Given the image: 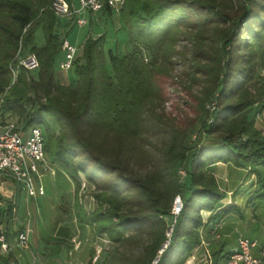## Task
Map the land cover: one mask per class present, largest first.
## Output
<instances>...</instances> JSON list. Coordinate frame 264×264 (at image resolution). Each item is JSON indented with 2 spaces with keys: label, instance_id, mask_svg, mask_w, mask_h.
I'll list each match as a JSON object with an SVG mask.
<instances>
[{
  "label": "trees",
  "instance_id": "obj_1",
  "mask_svg": "<svg viewBox=\"0 0 264 264\" xmlns=\"http://www.w3.org/2000/svg\"><path fill=\"white\" fill-rule=\"evenodd\" d=\"M51 3L0 0V93L6 94L5 112L24 116L21 125L42 127L47 155L73 179L76 195L80 174L99 190V207L87 213L77 201L75 216L80 228L89 227L112 243L104 264H153L167 241L158 264H185L201 243V212L217 211L226 197L207 167L223 162L249 168L264 188L258 170L264 167V139L246 110L255 102L264 105V87L257 98L247 88L256 55H264V0H125L120 18L133 51L106 52L104 35L88 37L84 64L76 57L69 83L58 78L53 66L67 36L60 38L55 30L60 18ZM35 20L45 35L42 46L34 45V33L28 34ZM185 26L199 30L198 39L211 28L206 41H199L189 74L202 76L203 82L194 96L196 125L202 122L208 136L217 137L193 153L187 145L192 129H181L166 113L157 80L168 73L176 33ZM24 38L26 47L31 46L26 54L35 53L40 67L36 76L20 67L13 82L10 64ZM144 50L151 55L148 61ZM43 115L55 127L46 124ZM185 169L190 172L183 185L180 171ZM178 195L183 208L175 215L171 211ZM258 199L264 200V192ZM170 215L175 222L169 238L164 217ZM221 216L217 211L215 217ZM146 234L149 241L137 244ZM0 264L20 263L12 253L0 251Z\"/></svg>",
  "mask_w": 264,
  "mask_h": 264
},
{
  "label": "rangeland",
  "instance_id": "obj_2",
  "mask_svg": "<svg viewBox=\"0 0 264 264\" xmlns=\"http://www.w3.org/2000/svg\"><path fill=\"white\" fill-rule=\"evenodd\" d=\"M76 1L77 0H72V3ZM221 1L226 2L227 0ZM76 6H78V4H76ZM80 17L86 19L87 21L84 26L75 25L74 20L60 18L58 19V25L55 29L56 32L60 35V38L67 36V38L79 48L77 57L80 64H84V60L82 59L83 46L88 37L98 38L99 36L104 35V37H106L104 47L106 52L110 48L114 50L118 48L120 54H126L133 51L134 47L128 42L126 31L120 18V11H114L112 13H85L80 15ZM1 18L2 15H0V22ZM219 25L221 27L223 26L220 23ZM210 30L211 28H205V30L202 31V35L206 37V35L211 32ZM31 32L34 33V45L42 46L45 43V35L42 27L38 24V20H35L32 26L28 29V34ZM199 33V30L192 29V27L189 28L185 26L178 29L175 36L176 40L173 44L174 49L172 51L171 64L168 67V73L157 77L158 84L162 89L166 113L170 117L175 119L177 126L181 129H192L191 136L187 140V145L188 147H190L191 153L194 152L195 148L200 147L211 139L215 140L217 137L208 136V133L206 132L207 128H204L202 122L196 125L197 111L195 109V106L197 105V100L194 96L195 94H198V92L203 87V82L201 79L202 76L198 75L196 77H193L191 74H189V71L190 66L195 61L194 57L196 55V50L198 49L197 46L199 44V41H206V39L202 37L201 34L199 35V39L197 38ZM25 39L26 38H24L23 41L20 42V57H18V59H15L19 52L18 50L14 57V61L10 64V67L14 66L15 69V72L11 70L13 75V82L16 80L20 68L18 67V65H13V63L15 61L18 62L20 58L26 56L27 50H29L31 47L30 45L26 47ZM143 56L145 58V61L151 59V55L148 53V51L144 50ZM63 59L64 52H60L59 55H57V57L55 58L53 66L58 78L63 83H69L74 78V72L72 70L64 71L60 68V62ZM254 63V76L253 79L247 84V88L251 92L252 96L257 98L259 91L264 87V55L262 56L260 53H258L254 59ZM29 73L36 76L37 71L33 70L29 71ZM185 85L190 87L192 92L189 93L185 89ZM211 109L213 110V108ZM246 110L248 112V118L254 123L255 127L260 130L261 135L264 139V105L261 102H255L254 104L249 105ZM7 115L8 119L17 123H22V120L24 118V116L16 113ZM43 118L46 124L55 127L53 121L48 115H43ZM48 158L50 159L51 157L48 156ZM221 163L220 167L222 169L220 168V170H222V172H224L229 177L230 185L231 183L236 184L241 180L244 183L239 187V191H236L234 195H229L221 188L219 184L221 190L226 193V197H233V201L231 200V202H233L232 204H235L238 201L236 205L238 204L237 206L240 205L241 207L245 202L248 203L253 200L255 201L256 196L254 195L258 192H261V189H263L260 185V179L258 178L257 174L249 168L245 169L240 167H232V169L222 165ZM145 164L146 161H143L141 163V165L143 166H145ZM229 164H231L230 167L235 166L232 163ZM211 166L207 167L208 171L211 169ZM188 169L180 171L183 185H185V182H187L189 179L188 173L190 171ZM258 170L261 177L264 178V167H258ZM0 178L5 179V177ZM7 179L9 180L10 178ZM10 181L12 180L10 179ZM80 181L82 183L81 189L78 195H76L75 182L64 170H60L58 166H55L53 170H49L44 173L41 177V183L45 188V195L30 198L28 197L26 191L22 190L17 197L18 204L16 203L15 205H13V210L11 209L12 215L10 216L9 229L7 228V221L9 218V216H7V209L10 202L8 198L3 195L4 204L2 207H0V233L2 232L5 234L9 243L11 239L18 238L20 232L22 231V228H25V223L29 219L31 221V225H33L32 227L35 228L36 231H38L37 222L39 218H41L46 221L47 229L45 230V232H47V239H53V235L57 232V230L61 231L63 230L62 228H65V235L63 234L64 241L61 244L97 245V249L100 251L101 255L94 264H104L106 257L105 252L112 246V243L107 239L105 235L97 236L89 227L80 228L75 216V204L77 201L87 213H92L99 207L95 198L99 190L95 185L90 183L85 178L84 174H80ZM14 184L18 185L15 182ZM183 194H186V191ZM27 197L29 199H27ZM225 198L222 199L218 204V208L225 203ZM175 200L173 202L171 213L174 212ZM212 212L213 211L205 210L201 212L204 223L208 220ZM164 219L168 226L167 235L170 238L172 234L171 228L173 227L175 222V216H165ZM201 228L202 226L200 227V229ZM200 229V238L201 240H203ZM58 235L60 236V233H58ZM148 241L149 237L147 236V234L141 235L139 236L137 244H145ZM168 243L169 242L167 241L164 244ZM185 264H187V261ZM193 264L209 263L207 259H205V256H203L200 260H197L196 256L195 262L193 261ZM219 264H227V262L222 259Z\"/></svg>",
  "mask_w": 264,
  "mask_h": 264
},
{
  "label": "built area",
  "instance_id": "obj_3",
  "mask_svg": "<svg viewBox=\"0 0 264 264\" xmlns=\"http://www.w3.org/2000/svg\"><path fill=\"white\" fill-rule=\"evenodd\" d=\"M124 2L125 0H77L70 3L67 0H52L50 9L58 18L74 20L78 26H84L87 21L80 15L100 13L107 8L120 11ZM62 51L64 52V59L60 62V68L68 71L73 67L79 48L65 37L62 42ZM20 53L21 50L15 59L20 57ZM13 65H18V67H23L28 71L37 70L40 67L39 59L35 53L20 58ZM11 70L15 72L14 66H11ZM5 96V93H0V177L10 178L30 197L43 196L45 195V188L41 183V177L47 171L55 168L46 152L44 130L40 125L24 126L8 119V113L4 110ZM3 195V188L0 185V206L4 204ZM182 208L183 200L178 196L175 200L173 213L179 214ZM18 241L23 246H27V235L21 232ZM167 245L164 244V247ZM200 246H206L205 241L201 240V244L191 255L194 261ZM164 247L159 251V256L153 261V264H158ZM256 247L257 242L255 240L240 236L236 248L229 253L226 259L227 264H264V249L259 254H254ZM9 249L7 238L1 232L0 251L6 254ZM205 251V259L209 264H212L210 251L208 249Z\"/></svg>",
  "mask_w": 264,
  "mask_h": 264
},
{
  "label": "crops",
  "instance_id": "obj_4",
  "mask_svg": "<svg viewBox=\"0 0 264 264\" xmlns=\"http://www.w3.org/2000/svg\"><path fill=\"white\" fill-rule=\"evenodd\" d=\"M220 163L211 166L210 170L215 174L221 188L229 195H234L244 183L241 180L230 185L229 177L220 170ZM221 164L229 168H237L235 166L230 167L231 164L229 163ZM5 179L0 178V185L3 188V194L10 202L9 206H13L17 203V197L23 189L19 185H15L10 179ZM263 192L264 188L254 195L256 196L255 201L245 202L241 207L240 205L237 206L238 204L236 205L238 201L232 204L233 197L227 196L225 198V203L217 209V211L223 213V216L217 218L215 217L217 211L212 212L200 229L202 239L207 244L206 246H200L199 251L196 253L197 260L202 259L205 256V249H208L214 264H219L222 259L226 262L229 253L236 248L240 236L249 237L257 242L254 254H259L264 249V200L258 199V195ZM28 197L27 199H29ZM37 224L38 231L32 227L30 219L25 223V228H22L21 232H24L28 238L27 246L20 244L18 238L11 239L9 242L10 249L8 253H12L20 264H94L100 257L101 253L97 249V245L61 244L64 241L65 228H62L61 231L57 230L53 235V239H47L46 221L39 218ZM58 233H60V236ZM194 253L193 251L192 254ZM193 261L190 257L187 264H193Z\"/></svg>",
  "mask_w": 264,
  "mask_h": 264
},
{
  "label": "water",
  "instance_id": "obj_5",
  "mask_svg": "<svg viewBox=\"0 0 264 264\" xmlns=\"http://www.w3.org/2000/svg\"><path fill=\"white\" fill-rule=\"evenodd\" d=\"M173 227L171 228V231H172Z\"/></svg>",
  "mask_w": 264,
  "mask_h": 264
}]
</instances>
